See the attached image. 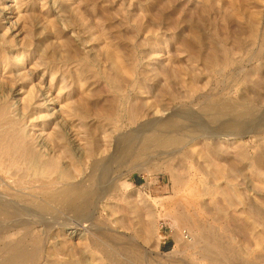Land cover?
<instances>
[{"label": "rangeland", "instance_id": "rangeland-1", "mask_svg": "<svg viewBox=\"0 0 264 264\" xmlns=\"http://www.w3.org/2000/svg\"><path fill=\"white\" fill-rule=\"evenodd\" d=\"M1 106L12 123L0 120L10 134L0 142L27 135L42 162L2 143L0 199L13 202L8 217L37 216L27 246L48 262L75 264L98 239L123 264H264V0H0ZM158 119L177 121L189 143L128 154ZM91 173L88 212L39 191ZM40 200L53 210L40 214ZM47 218L91 230L47 235ZM90 251L87 264H112Z\"/></svg>", "mask_w": 264, "mask_h": 264}, {"label": "bare ground", "instance_id": "bare-ground-1", "mask_svg": "<svg viewBox=\"0 0 264 264\" xmlns=\"http://www.w3.org/2000/svg\"><path fill=\"white\" fill-rule=\"evenodd\" d=\"M4 66V65H3ZM12 67V66H11ZM20 72V71H18ZM21 93V92H20ZM20 95V94H19ZM57 97V96H56ZM51 99V98H50ZM54 99V98H52ZM59 99V98H58ZM58 99H54V100H58ZM20 101V104H21V107H23L22 109H24V115L26 118H28V120L32 121L33 117H34V105L32 104V98L27 95V92L26 94L25 93H21V98L19 99ZM57 102V101H56ZM55 102V103H56ZM59 105V103H58ZM65 106V105H64ZM63 105H60V108H64ZM205 106V105H204ZM210 106V105H209ZM227 106L229 107V105L227 104ZM233 106V105H231ZM245 106V105H244ZM2 107V106H1ZM54 108V107H53ZM218 108V107H217ZM226 108V107H225ZM224 108V109H225ZM233 108V107H232ZM208 109V108H207ZM219 109V108H218ZM223 109V110H224ZM229 109V108H228ZM231 109V108H230ZM6 110H7V107L6 106H3L2 108H0V120H4L6 121L5 123H9L11 124L12 122H10L9 118H8V115L6 113ZM245 110V109H244ZM221 111V110H220ZM247 111V110H246ZM234 112V111H233ZM61 113V112H60ZM223 113V112H222ZM68 114V112L66 113ZM219 114V113H217ZM246 114V113H245ZM11 115V114H10ZM63 115V114H62ZM69 115V114H68ZM209 117V116H208ZM168 119H171L172 118H168ZM218 120H220L219 118H217ZM159 120V119H158ZM155 121L154 125L151 124V128H149V130L147 131H150V134L149 135H144L146 133H144L143 135H140V136H136L134 139L135 142L132 141V144H130V146H126L128 147L129 149L127 150L128 154H132V156L134 155L133 153L135 154H140V153H143L145 150H149L153 147H156L158 149V151H160V154L162 153H167L168 155L169 154H173L175 153L177 150H179L180 148L184 147L187 142H188V139L186 138L187 135H184V133L181 132L180 129H183V126H179L178 122L177 121H173L171 123H169L168 121L165 120V122L160 119L159 121H163L162 123H158L159 121ZM3 122V121H2ZM75 122V121H74ZM234 122V121H233ZM16 123V122H15ZM31 123V122H30ZM230 123V122H229ZM48 124V123H47ZM237 124V123H236ZM234 123V125L232 126H235L236 125ZM226 125V124H225ZM228 125V123H227ZM42 126V125H41ZM46 126V124L44 125ZM48 126V125H47ZM46 126V127H47ZM31 127V126H30ZM150 127V126H148ZM0 128H1V124H0ZM187 128V127H185ZM21 129V128H20ZM46 128L45 127H42L40 130H41V134L43 135L44 139H48L50 137L51 134H48L45 130ZM75 130V133L77 134L78 132H76V129ZM186 130V129H185ZM200 130V129H199ZM197 130L195 132V134H197L199 137L202 136L203 132L200 133V131ZM146 131V132H147ZM143 132V131H142ZM185 132V131H184ZM74 133V134H75ZM75 134V136H77ZM148 134V132H147ZM6 136V135H10L8 133H0V138H2L3 136ZM4 136V137H5ZM16 136L17 138H12V139H9V136L8 138H5L7 141L5 142L4 141V138H3V141L0 142V146H2V143L3 145L6 144V146H2L3 149L7 150V151H11V152H16L17 153V149L20 148H24L25 151L24 152H27L31 155L35 153L36 154V149L33 150L34 145H32L33 142H31V139H29L27 137V135H14ZM183 136V137H182ZM185 136V137H184ZM197 136V137H198ZM204 137L206 136V134L203 135ZM52 137V135H51ZM50 137V138H51ZM134 137V136H133ZM193 137V136H192ZM196 137V136H195ZM194 137V138H195ZM54 138V137H53ZM78 139V138H77ZM80 139V138H79ZM193 139V138H192ZM55 140V139H54ZM57 141V140H56ZM80 143V142H79ZM189 143V142H188ZM155 149V148H154ZM1 150V149H0ZM3 150V151H5ZM19 150V149H18ZM23 149H21V152H22ZM55 150V149H54ZM52 150V151H54ZM58 150V149H57ZM152 150V149H151ZM20 151V150H19ZM43 151V150H42ZM163 151V152H161ZM10 153V152H8ZM7 152L6 153H2V154H5V155H9ZM15 153V154H16ZM20 153V152H19ZM18 153V154H19ZM56 153V152H55ZM11 154V153H10ZM14 154V155H15ZM17 154V155H18ZM23 153H21L22 155ZM34 154V156L32 157V155L30 157L32 161H38L37 163L39 162H42L41 159H39L36 155ZM149 154V153H148ZM153 154V153H152ZM13 155V154H11ZM21 155L20 156V159H21ZM26 155V154H24ZM28 155V154H27ZM26 155V156H27ZM148 156V155H147ZM8 159H10V155L7 156ZM13 157V156H12ZM11 157V159H12ZM56 157V156H55ZM139 157V156H138ZM22 158L25 160V158L27 157H23ZM52 158V156H51ZM2 159V158H1ZM19 159V158H18ZM18 159H14L15 162H18ZM20 159H19V162H20ZM22 159V160H23ZM3 160V159H2ZM43 160H46L43 159ZM50 160V159H49ZM47 160V162L49 161ZM10 161V160H9ZM8 161V162H9ZM13 161V160H12ZM30 161V159H29ZM28 161V163H29ZM51 161H53V159H51ZM73 161V160H72ZM11 162V161H10ZM9 162V163H10ZM31 162V161H30ZM46 162V161H44ZM43 162V163H44ZM46 162V163H47ZM45 163V164H46ZM55 163V161L53 162V164ZM1 164V163H0ZM17 164V163H15ZM44 164V165H45ZM49 163H47L48 165ZM51 164V163H50ZM49 164V165H50ZM57 164V163H56ZM72 164V163H71ZM13 165V164H12ZM38 165V164H37ZM43 164H41V167H42ZM43 165V167H44ZM96 165V163H95ZM95 165L93 167V169L95 170ZM39 166V165H38ZM51 166V165H50ZM1 167V166H0ZM40 167V168H41ZM49 167V166H48ZM19 168V167H18ZM79 169V168H78ZM77 170V169H76ZM93 170V171H94ZM78 171V170H77ZM76 171V172H77ZM79 172V171H78ZM94 174V173H93ZM23 175V174H22ZM72 176V175H71ZM78 177V175H76ZM81 176V175H80ZM53 178V177H52ZM71 178H74V177H71ZM92 178V173L91 174H87L83 177H81L79 180H63L60 177H57L56 178H53V180H48V182L46 183H41L40 184V189L38 190L40 192H44L45 190L43 189L44 187H49L50 188V191L48 190V188H45L46 190L48 191H45L49 193V196H48V203L50 204L52 201V203H56V202H60L61 204H63L64 206H77L79 210H86L88 208H91L92 205L93 207L95 206V203L97 202L96 200H94V198H91L90 201H87L86 197H88V194H87V190L85 189V184H86V181L87 180H91ZM77 179V178H76ZM18 180H14V182L17 183ZM41 182V181H40ZM1 183V182H0ZM18 183L21 185L22 184V181H18ZM16 184L18 185V189L20 188L19 184ZM24 183V182H23ZM39 184V183H37ZM23 185V184H22ZM21 185V186H22ZM31 185V184H30ZM42 185L44 187H42ZM4 188V187H3ZM33 188V187H32ZM35 188V187H34ZM28 189V188H27ZM20 190V189H19ZM36 191V190H35ZM21 194V192H19ZM105 194V193H104ZM103 194V195H104ZM2 195V194H1ZM13 195V194H12ZM39 195V194H38ZM101 195V196H103ZM10 196V195H9ZM7 198V197H6ZM5 197H1L0 199V216H4V222L0 223V264H44V262H46L48 260V257H49V253H47L46 251V254L43 252V247L42 249H38V248H29L27 246V241L30 239V236L32 235V232H33V227H36L34 226L35 224L39 223L38 219L36 220L35 217L37 216H34V218L32 217V214H30V216H26V217H23V216H19V217H8L11 213L10 210L12 211V208L14 209V206H12V201L10 199H6ZM12 199V198H11ZM29 200V199H28ZM95 202V203H94ZM34 203V202H33ZM11 204V206H10ZM34 207L38 210V212L41 214V213H44L43 211H52V207L51 205H48L46 202L40 200L38 203H34L33 204ZM27 207V206H26ZM56 207V206H55ZM61 207V206H60ZM96 207V206H95ZM94 207V208H95ZM54 208V207H53ZM18 209V208H17ZM62 209V208H61ZM99 209V208H97ZM29 209H27L28 211ZM91 210V209H90ZM21 211V210H20ZM19 211V212H20ZM58 211V210H56ZM89 211V209L87 210V212ZM94 211V210H92ZM95 212V211H94ZM23 213V212H22ZM25 213V212H24ZM23 213V214H24ZM38 213V214H39ZM50 213V212H49ZM92 213V212H91ZM9 214V215H8ZM12 214V213H11ZM18 214V213H17ZM21 215V214H20ZM27 215V214H26ZM29 215V214H28ZM36 215V214H34ZM15 216V215H14ZM45 216V215H44ZM47 216V215H46ZM48 217V216H47ZM53 218V217H52ZM59 218V217H58ZM68 218V217H67ZM70 218V217H69ZM92 218V217H91ZM57 218L55 219H46V222L45 223H41L44 228H45V233L47 234L48 231H50V229H52V227H54V225L56 224H60V225H68V229H71L72 233H74L73 236H76V235H84L83 233L87 231L90 232L89 228H88V225L86 223H84V219H81V220H70L69 222L65 220H63L64 222H58L56 220ZM66 219V218H64ZM92 220V219H91ZM43 221V220H42ZM92 222V221H91ZM65 223V224H64ZM87 225V226H86ZM23 230V234H20L18 238L16 239H7V237L9 236V234L11 235L13 232H16V231H19V230ZM107 229V228H106ZM109 229V228H108ZM112 229V228H111ZM110 230V229H109ZM108 230V231H109ZM106 231V230H105ZM112 231V230H111ZM111 231H109L111 233ZM118 231V230H117ZM50 233V232H49ZM95 233V232H94ZM117 233V232H116ZM115 233V234H116ZM44 234V233H43ZM108 234V233H107ZM121 234V233H120ZM48 235V234H47ZM90 235V233H89ZM93 235V234H91ZM110 235V234H109ZM125 235V234H124ZM44 236V235H43ZM95 236V234H94ZM93 236V237H94ZM46 237V235H45ZM117 237V236H116ZM47 238V237H46ZM127 238H130L129 236ZM96 239V238H95ZM44 240V239H43ZM47 240V239H45ZM41 241V240H40ZM107 241V240H106ZM82 244V243H81ZM121 244H124V242H122ZM119 244V245H121ZM127 244V243H126ZM42 245V244H41ZM125 245V244H124ZM128 246V245H127ZM86 249L83 250L80 254V256L77 258V261H75V264H87L88 261H89V258L87 256L88 255V252L90 251L91 248H97V249H100L102 252H104V254L108 257V259L110 260V263L112 264H123L122 261L120 260L119 257H117L116 254H114V250H113V253L110 251L111 248L109 243L108 244H105L104 241H101V240H91L90 241V245H86ZM132 248V247H131ZM82 249V248H80ZM45 251V250H44ZM91 252V251H90ZM89 252V253H90ZM120 253V252H119ZM49 254V255H48ZM93 256V255H92ZM59 258V257H58ZM56 258V259H58ZM91 258V257H90ZM55 259V261H56ZM69 259V258H68ZM92 259V258H91ZM59 260V259H58ZM57 260V261H58ZM50 261V259H49ZM54 261V260H53ZM52 261V262H53ZM48 262V261H47ZM60 262V261H58ZM90 262V261H89ZM48 263H51V262H48ZM92 263V262H91ZM95 263V262H94ZM53 264V263H51ZM55 264V263H54ZM70 264V263H69ZM125 264V263H124Z\"/></svg>", "mask_w": 264, "mask_h": 264}, {"label": "built area", "instance_id": "built-area-1", "mask_svg": "<svg viewBox=\"0 0 264 264\" xmlns=\"http://www.w3.org/2000/svg\"><path fill=\"white\" fill-rule=\"evenodd\" d=\"M183 236H184V238L189 239L190 238V233L187 230H184L183 231Z\"/></svg>", "mask_w": 264, "mask_h": 264}, {"label": "crops", "instance_id": "crops-1", "mask_svg": "<svg viewBox=\"0 0 264 264\" xmlns=\"http://www.w3.org/2000/svg\"><path fill=\"white\" fill-rule=\"evenodd\" d=\"M165 247H167V248H168V247H169V245H167V246H165Z\"/></svg>", "mask_w": 264, "mask_h": 264}]
</instances>
